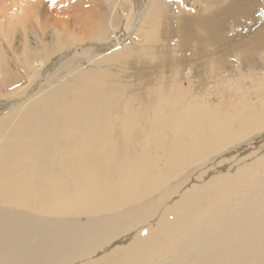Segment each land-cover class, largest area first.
Here are the masks:
<instances>
[{
	"label": "rangeland",
	"instance_id": "obj_1",
	"mask_svg": "<svg viewBox=\"0 0 264 264\" xmlns=\"http://www.w3.org/2000/svg\"><path fill=\"white\" fill-rule=\"evenodd\" d=\"M98 1L55 0L54 4L53 0H38L37 2H33L32 0H0V64L2 65L0 67L6 66L7 71L9 67L12 77L8 74L9 71L7 75L10 77L12 83L16 81L5 92H13L14 96H17L18 93L28 92L29 97L28 102L26 100L27 96L19 98L12 107L3 110L5 113L3 111L1 112L0 119L1 115L7 114L10 110L13 113L15 110L16 113L14 114L18 119L14 114H11L8 124V127H10L11 123L14 121L16 123L19 120L20 115L22 116L28 113L24 107H27L30 101L39 99L46 100L41 103L44 106L41 107L42 109L32 113V116L35 118L32 120L30 129L24 134H17V137L16 135L12 137V145L15 147L13 153L15 155L12 153L10 158L14 156V160L9 161L10 158H8V161H3V155L2 153L0 154V166L3 169H7L6 172L9 171V173L5 174L6 178L0 181V264H123L121 262L125 264L126 261H128L126 264H130L135 258L134 261H137L138 264L140 262L141 264H145L143 262L151 264L157 261L161 263L173 258V252L177 248V243H175L177 241L174 240H176L178 233V235H181L182 232L186 231V229L190 230V228L198 230L199 226L204 225L205 222L206 227L203 230H205L204 234L207 235L205 238H202L200 244L194 241L197 244L196 247L201 245L197 252L202 254V258L201 256L197 259L191 258L193 259L191 262V259L187 258V261H189L188 264H216L210 262L209 260L212 257L209 259L208 255H206L210 251L211 253H218L220 259L222 258L221 256L229 259V261H224L220 264H227V262L228 264L230 262L231 264L234 262H237V264H264V161H262L264 160V124L255 128V130L252 129L254 132L251 135L249 134L250 136L244 137V140L231 139L230 142L228 141L224 144L223 149L222 147L218 149L219 153L215 150L217 153L215 151L211 152L207 157L201 158V161L197 160L198 162L179 170L175 175L166 172L165 168L161 166L163 163V160H161L159 164V168L161 169L160 174L166 173L167 178L165 180L167 182L158 184L148 191H145L146 187L141 185L142 193L140 194L142 197L138 195L133 199L123 202L122 206L119 205L120 207L116 206L110 208V210L108 208V210H100L101 212L91 214L83 213L84 215L72 208L73 203L79 201L78 195L80 189L88 190L87 193L92 191L93 194H90L92 198L101 192L100 194L103 198L105 196L106 199H104L107 201L109 200L108 198L110 200L113 199L115 194L114 197L117 198V195L123 191L121 186L114 191H110L107 188H111L112 184H116V182L120 184L121 179L125 175L123 173L127 171L125 169L129 168L133 161H140L139 159H141L142 154L147 151L146 147L152 145L145 143V136L149 130L147 129V125L153 121L152 118H154V115L151 112H153L154 107H157L156 104L161 101L160 99L163 101V96L165 99H168V96L173 95L174 98L171 96V99L169 97L168 100H176L177 108L179 109L187 104V100V102L190 100L198 108L201 105H205L207 108L209 107L212 113H218L220 117L230 114L237 116V113L244 110H259L262 108L264 105V8L260 5V0L227 1L226 5L214 16L203 15V12L207 9V0H143V2H146L144 4L147 8L154 2L160 7L171 4L172 6L181 7L182 9L180 11L182 10L183 14L179 12V16L171 15L169 13L165 14L164 11L158 13L159 8H154L155 11L157 10V14L160 15V18L157 14L156 16L154 14L152 17V21H159L158 36L160 35V43L158 44L160 46L155 47L154 57H146V59L144 57L138 61L133 59V62L128 61L126 69L129 70V78H127L128 81L125 79L120 83L121 86L119 88L122 89L111 85L112 89L105 86V88L101 89L103 91L95 88L98 91L96 93L93 82H87L89 81L88 79L93 81L92 76L101 68L102 70L112 68L111 64L99 63L98 67L94 65L96 60L101 58V56L94 54L92 57L88 55L67 58L62 60L58 65L56 63L50 64L49 69L52 73L48 69L43 74L41 72L43 71L41 65L44 66L45 60L43 61V58L45 55L43 54H46V52L43 48L47 45H53L57 41L62 42L63 49L57 53V55H60L64 51L69 52L68 50L75 48V46H79L80 48L84 45L108 40L113 33L112 29L120 31L119 28H121V32H123V27L121 26H124V24L127 26L133 22V16L131 17L132 19L129 17L132 15L130 8H132L133 3L129 1L134 0ZM129 3H132V5ZM119 7H122V10ZM145 7L140 12L138 18L139 25L136 31L132 32L126 39L123 47L129 45L134 46L136 44L142 46L144 44L143 34L147 27L145 25L146 28H144L142 20L148 11ZM104 9L107 10L104 11ZM184 9L185 11L187 10V14L183 11ZM46 12H51L50 17H54L53 21L60 24V29L53 26L51 28L49 23L47 24V20L44 19ZM115 12L121 16L115 15L117 17L115 18ZM56 18L58 21L55 20ZM156 18L160 20H153ZM21 19L25 22L28 21V24L24 22V25L26 24L28 28L26 26L23 28L20 25H23L22 21H20ZM115 19H120V22L118 21L120 26H118L117 22H114ZM146 21H148L147 18ZM47 26L49 27L47 28ZM250 27L255 28L253 30L254 33L253 31H248ZM9 29L13 30L11 31L12 33ZM48 29L54 32H50ZM142 30L143 32H141ZM52 32L53 34H51ZM177 33L179 34L177 35ZM70 40L71 42H69ZM240 41H242L243 46H241L243 48L240 47ZM243 41H245L246 46ZM228 42L229 44H227ZM218 45L220 46L218 47ZM220 48H223V50H218ZM36 52L37 55H34ZM224 52L225 54H223ZM38 53H40L39 56ZM159 55L161 58H156ZM173 56L175 57L173 58ZM173 59L175 61L172 65ZM93 61L95 62L93 63ZM1 68L0 80L2 79L1 75L4 67ZM172 68L173 71H171ZM48 73H50V76L45 79ZM32 80L34 82L30 83ZM123 83H126V87L129 85L130 88L129 86L128 88L124 87L122 85ZM27 84L29 88L25 87ZM170 84H172L170 86L172 89L169 88L170 90H167ZM82 85L86 86L82 93L80 90L74 92V90L77 91V88ZM159 85L161 88H159ZM123 87L126 90H123ZM1 88L3 86L0 84ZM155 88L161 89L160 95L158 94L159 89L157 90ZM120 90H122V93ZM156 91H158V95ZM86 92L87 94H85ZM126 98L128 99L126 100ZM62 99H64L63 102L61 101ZM86 99L88 101L92 100V102L88 103ZM56 100H59L57 106L54 105V101ZM125 102L127 104L131 103L130 106L132 105L131 107L134 110L133 117L135 114H138V119H135L137 115L133 119L136 120L135 124L136 122L139 123L137 125L140 128L136 125L139 129L133 126L130 128L129 126L131 125L127 127V124H130V119L124 117L126 115L123 114L124 109L121 108L122 105L123 107L125 106ZM19 103L22 106L21 109L20 105H18ZM87 103L90 105H87ZM163 104L165 106V103H160V106L163 107ZM16 106L17 108H15ZM21 110L24 112L23 114ZM180 114L184 115L182 111ZM146 115L150 118L148 117L149 119L143 122L144 118H147ZM182 115L179 116V121L185 119ZM123 117L128 119V122L126 119L123 120ZM121 121H125L123 124L126 125H123ZM102 123L103 125H99ZM105 125L108 128H105ZM97 126H104L106 131H104V134H107H105V141L107 140V143L113 139L112 144H110L114 146L113 155L116 160L114 157L112 159L110 158L108 164L96 156L97 149H100L98 147L99 145H95L94 147L91 144L96 138L101 140L102 135L104 137V134L99 133L103 132L104 128H100V130L98 128L97 131L95 129ZM0 129L1 141L3 135L5 133L7 135L12 130V127L8 131L6 128L0 127ZM142 129H144V133L141 132ZM168 130L169 133L167 132ZM108 131H110L109 134L111 136H108ZM88 132L91 134L89 135ZM98 134L99 136L96 137ZM93 135H95V138ZM162 135L163 139H166L161 140L166 143L171 141L172 135L170 129H166V132ZM81 141L84 144L81 145ZM86 141L87 143H85ZM84 146L94 147L91 151L92 156L88 152H85V154L80 153L84 149L88 151V148H84ZM258 146H262L261 149ZM141 147H143L144 151L141 150ZM161 148L164 149L163 144ZM235 151L237 152L235 153ZM239 154L241 157L243 154V158L239 157ZM9 166L13 168L12 171ZM89 168L90 171L92 170L94 172L91 190L89 182L81 178L84 170L86 171ZM122 169L123 172L121 171ZM95 172L100 176H95ZM155 174L156 172H154ZM202 180L204 183H202ZM104 183L108 184L103 186ZM99 186L101 187L100 189H98ZM103 191L109 195H106ZM254 206L256 207L254 208ZM225 218H227V221ZM233 219L234 221H232ZM252 220L255 221L252 222ZM238 222L239 224H237ZM243 222L245 225L242 224ZM240 231H243L242 233L245 231L246 233L248 232L249 238L247 234L244 236ZM249 231H253L252 236L249 235ZM220 234L223 236H220ZM211 235L213 237L217 235V237L212 238ZM137 237H141V240H137ZM219 239L221 240L220 242ZM235 243L238 246L235 245L233 248L232 245ZM167 244L170 247H167ZM188 244L190 246L192 243ZM220 245H222V248ZM216 246L217 248H214ZM153 247L156 248L153 250L151 249ZM209 247L212 249H209ZM104 249L105 251H103ZM224 250L227 251L224 252ZM125 251H129L132 256L129 260L123 261L117 255L121 256V253ZM192 252L196 253L195 250ZM153 254L156 255L154 256ZM203 254L206 255L205 258ZM148 255H153L154 257H148ZM244 256H246L247 260ZM144 257L146 258L144 259ZM148 258L150 259L148 260ZM142 259L144 260L142 261Z\"/></svg>",
	"mask_w": 264,
	"mask_h": 264
},
{
	"label": "bare ground",
	"instance_id": "obj_2",
	"mask_svg": "<svg viewBox=\"0 0 264 264\" xmlns=\"http://www.w3.org/2000/svg\"><path fill=\"white\" fill-rule=\"evenodd\" d=\"M33 2L34 1H38V0H32ZM80 1V0H79ZM99 1H101V0H99ZM98 1V2H99ZM153 1V0H152ZM202 1H204V0H202ZM227 1H236V0H207V9L203 12V15H205V16H214V15H216L217 14V12H219L223 7H224V5H226V2ZM93 2H95V1H93ZM108 2H110V1H108ZM129 2H132L133 3V5H132V3L130 4V5H132V8H130V6H128L129 8H130V10L132 11V15L131 16H129L130 18L133 16V22L131 23V24H129V25H127V26H125V24H124V26H121V27H123V32H121L122 31V29L121 28H119V30L120 31H117V30H114V29H112V35H111V37H110V39H108V40H103L102 42H98V43H95V44H88V45H84V46H82V47H80L79 48V46H75V48H73V49H69L68 51L69 52H66V51H64V52H62V53H60V55H57V53H59V51H61L62 49H63V45H62V42H60V41H57V42H55L53 45H47V46H45L43 49H45V52H46V54H43V55H45L44 56V58H43V61L45 60V62H44V64H43V61L41 62L44 66H42L41 65V67H42V70L43 71H41L43 74H45V72L49 69V65L50 64H55L56 63V65H58L62 60H65V59H67V58H70V57H75V56H79V57H83V56H91L92 57V55H94V54H96V55H98V56H101V58H99L98 60H96V62L95 61H93V63H94V65H97V67H98V64L99 63H105L106 65H108V64H111V67L112 68H108V69H104V70H102V68L100 69V70H97L95 73H94V76H92V79H93V81H91V79H88L89 81H87V82H93V87H94V91L97 93L98 91L96 90V89H100L99 91H103V90H101L102 88H105V86H108V88H111V85H113L114 87H117V88H119V86H121V84L120 83H122V81L123 80H125L126 79V81H128V79L127 78H129V76H128V74H129V70H127L126 69V64H127V62L128 61H132L133 62V59L134 60H140V59H142V58H144V59H146V57H148V58H152V57H154V55H155V47H159L160 45H158L159 43H160V39H159V37H160V35L158 36V27H159V25H158V22L157 21H152V17L154 16V14H155V16H156V14H157V10L155 11V9L157 8H159V10H158V13H160V12H162V11H164L165 12V14L166 13H169V14H171V15H178L179 14V12H182V10L180 11V9H182L181 7H179V6H172L171 4L170 5H167V6H164L163 5V7H160L159 5H157L156 4V2H152L153 4H151V6L149 7V8H147V6L145 7V4H144V2H143V0H134V1H129ZM26 3H28V2H26ZM76 3V2H75ZM81 3H82V1H81ZM114 3V2H113ZM146 3V2H145ZM188 3V2H187ZM194 3V2H193ZM55 4V3H54ZM128 4V3H127ZM199 4V3H198ZM205 4V3H204ZM228 4V3H227ZM78 5V4H77ZM109 5H111L112 6V4L111 3H109ZM174 5V4H173ZM260 5L264 8V0H260ZM35 6V5H34ZM56 6V5H55ZM110 6V7H111ZM122 6V5H121ZM162 6V5H161ZM45 7V6H44ZM84 7V6H83ZM106 7H107V5H106ZM109 7V6H108ZM144 7L145 8H147L148 9V11H147V15L145 16V18L142 20L143 22H142V24H143V26H144V28H146L147 27V29L146 30H144V34H143V40H144V44H142V46H139V44H136V45H134V46H131V45H129V46H125V47H123V44H124V42H126V39L131 35V33L132 32H135L136 31V29H137V27H138V25H139V22H138V18H139V15H140V12L144 9ZM53 8V7H52ZM57 8V7H56ZM122 8V7H121ZM120 7H119V9L120 10H122ZM123 8H125V7H123ZM155 8V9H154ZM162 10H161V9ZM69 9V8H68ZM108 9V8H107ZM107 9H104V11L105 10H107ZM125 9H127V8H125ZM86 10V9H85ZM129 10V9H128ZM56 11V10H55ZM115 11V10H114ZM183 11H185V9L183 10ZM187 11V10H186ZM185 11V12H186ZM125 12V11H124ZM127 12V11H126ZM156 12V13H155ZM188 12H189V10H188ZM51 13V12H50ZM50 13H48V12H46L45 14H44V19L45 20H47V24L49 23V26H51V28H53V27H55V28H57V29H60V24H58L57 22H55V21H53V18L54 17H50L51 16V14ZM107 13V12H106ZM120 13V12H119ZM193 13V12H192ZM197 13V12H196ZM254 13V12H253ZM35 14V13H34ZM122 14V13H121ZM163 14V13H162ZM161 14V15H162ZM164 14V15H165ZM182 14H183V12H182ZM186 14H187V12H186ZM190 14V13H189ZM31 15H32V13H31ZM83 15V14H82ZM111 15V14H110ZM113 15V14H112ZM115 15H118V13L116 14V12H115V14H114V16ZM158 15V14H157ZM191 15V14H190ZM62 16V15H61ZM114 16H113V19H114ZM118 16H121L120 14L118 15ZM160 15H158V17H159ZM166 16V15H165ZM170 16V15H169ZM179 16V15H178ZM28 17V16H27ZM35 17H36V15H35ZM50 17V18H49ZM110 17V16H109ZM127 17H128V15H127ZM128 17V18H129ZM164 17V16H163ZM172 17H175V16H172ZM177 17V16H176ZM188 17H190V16H188ZM240 17V16H239ZM26 18V17H25ZM82 18V17H81ZM80 18V19H81ZM112 18V17H111ZM115 18H117L116 16H115ZM119 18V17H118ZM146 18H147V20L148 21H146ZM151 18V19H150ZM160 18V17H159ZM159 18H156V19H153V20H160ZM241 18V17H240ZM32 19V18H31ZM84 19V18H83ZM112 19V20H113ZM124 19V18H123ZM132 19V18H131ZM217 19V18H216ZM25 20V19H24ZM55 20H57V18L55 19ZM103 20V19H102ZM117 19H115V21L114 22H117V24H118V26H120V23H118V21L120 20V19H118L117 21H116ZM126 20H127V18H126ZM130 20V19H129ZM128 20V21H129ZM164 20V19H163ZM172 20V19H171ZM247 20V19H246ZM249 20V19H248ZM251 20V19H250ZM20 21H22V19L20 20ZM29 21H31V20H29ZM58 21V20H57ZM64 21V20H63ZM105 21H106V19H105ZM122 21V20H121ZM220 21V20H219ZM231 21V20H230ZM24 22L25 21H22V23H23V25L22 24H20L23 28H24V26H26L27 27V25L25 24L24 25ZM27 22V24H28V21H26ZM25 22V23H26ZM82 23H83V21H81ZM99 22V21H98ZM109 22V21H108ZM113 22V21H112ZM120 22V21H119ZM123 22H124V20H123ZM136 22V23H135ZM161 22V21H160ZM29 23H31V22H29ZM81 23V24H82ZM162 23V22H161ZM204 23V22H203ZM235 23V22H234ZM105 24V23H104ZM133 24H136V25H133ZM230 24V23H229ZM63 25H64V23H63ZM109 25V24H108ZM122 25H123V23H122ZM145 25H146V27H145ZM233 25V24H232ZM49 26H47V28L49 27ZM53 26V27H52ZM105 26V25H104ZM135 26V27H134ZM142 26V25H141ZM214 26V25H213ZM212 26V27H213ZM256 26V25H255ZM21 27V28H22ZM42 27V26H41ZM116 27H117V25H116ZM124 27H126L125 29H124ZM211 27V28H212ZM218 27V26H217ZM28 28V27H27ZM108 28H109V26H108ZM118 28V27H117ZM116 28V29H117ZM33 29V28H32ZM32 29H29V30H32ZM110 29V28H109ZM201 29V28H200ZM213 29V28H212ZM248 29V28H247ZM247 29H246V31H247ZM10 30V29H9ZM25 30H26V28H25ZM34 30V29H33ZM49 30V29H48ZM55 30V29H54ZM107 30V29H106ZM111 30V29H110ZM109 30V31H110ZM253 30H255V28L254 27H250V29L248 30L249 32H251V31H253ZM11 31H13L12 29L10 30V32ZM50 31V30H49ZM51 31H53V30H51ZM50 31V32H51ZM56 31V30H55ZM104 31V30H103ZM163 31V30H162ZM218 31V30H217ZM37 32V31H36ZM54 32V31H53ZM53 32L51 33V34H53ZM111 32V31H110ZM141 32H143V30L141 31ZM165 32V31H164ZM183 32V31H182ZM8 33V32H7ZM12 33V32H11ZM38 33V32H37ZM62 33V32H61ZM163 33V32H162ZM184 33V32H183ZM193 33H194V31H193ZM253 33H254V31H253ZM252 33V34H253ZM8 34H10V33H8ZM49 34V33H48ZM165 34V33H164ZM179 33H177V35H178ZM181 34V33H180ZM185 34V33H184ZM196 34V33H195ZM243 34V33H242ZM57 35V34H56ZM93 35V34H92ZM95 35V34H94ZM163 35V34H162ZM168 35H169V33H168ZM187 35V34H186ZM249 36H250V34H248ZM5 36V35H4ZM77 36V35H76ZM87 36V35H86ZM183 36V35H182ZM198 36V35H197ZM244 36H245V38H246V35L244 34ZM55 37V36H54ZM57 37V36H56ZM60 37V36H59ZM80 37V36H79ZM83 37V36H82ZM109 37V36H108ZM142 37V36H141ZM239 37V36H238ZM87 38V37H86ZM204 38V37H203ZM228 38V37H227ZM240 38V37H239ZM52 39V38H51ZM59 39H62V38H59ZM142 39V38H141ZM224 39H226V38H224ZM243 39V38H242ZM247 39V38H246ZM216 40V39H215ZM231 40V39H230ZM241 40V39H240ZM68 41V40H67ZM80 41V40H79ZM229 41V40H228ZM234 41H235V39H234ZM238 41H239V39H238ZM69 42H71V40L69 41ZM85 42V41H84ZM88 42H90V41H88ZM137 42V41H136ZM233 42V41H232ZM231 42V43H232ZM236 42H237V40H236ZM242 41H240V43H241ZM244 43H245V41H243ZM264 42V41H263ZM5 43V42H4ZM80 43V42H79ZM91 43V42H90ZM140 43V42H139ZM168 43V42H167ZM173 43V42H172ZM224 44H225V42H223ZM222 43V44H223ZM230 43V44H231ZM239 43V44H240ZM74 44H75V41H74ZM177 44V43H176ZM227 44H229V42L227 43ZM226 45V44H225ZM225 45H223V46H225ZM233 45V44H232ZM231 45V46H232ZM236 45V44H235ZM242 45V43L240 44V47H242L241 46ZM259 45H261V44H259ZM258 45V46H259ZM220 45H218V47H219ZM234 46V45H233ZM236 46H238V45H236ZM245 46H246V43H245ZM244 46V47H245ZM148 47V48H147ZM227 47V46H226ZM239 47V46H238ZM261 47H263V46H261ZM210 48V47H209ZM217 48V47H216ZM225 48V47H224ZM232 48V47H231ZM230 48V49H231ZM243 48V47H242ZM120 49V50H119ZM162 49V48H161ZM117 50H119V51H117ZM164 50V49H163ZM207 50V49H206ZM218 50H223V48H220V49H218ZM233 50V49H232ZM235 50V49H234ZM157 51H158V49H157ZM227 51H229V50H227ZM226 51V52H227ZM243 51V50H242ZM245 51V50H244ZM41 52V51H40ZM182 52V51H181ZM217 52V51H216ZM221 52V51H220ZM231 52V51H230ZM42 53V52H41ZM222 53V52H221ZM39 54L40 53H38V56H39ZM223 54H225V52L223 53ZM227 54V53H226ZM242 54H243V52H242ZM241 54V55H242ZM250 54V53H249ZM263 54H264V51H263ZM34 55H37V52H36V54H34ZM171 55V54H170ZM218 55V54H217ZM234 55V54H233ZM37 56V57H38ZM178 56H180V55H178ZM235 56V55H234ZM233 56V57H234ZM245 56V55H244ZM262 56V55H261ZM34 57H36V56H34ZM175 56H173V58H174ZM181 57V56H180ZM250 57V56H249ZM258 57V56H257ZM156 58H161V56L159 55V57H156ZM172 58V57H171ZM259 58V57H258ZM264 58V57H263ZM180 59V58H179ZM248 59V58H247ZM197 60V59H196ZM240 60V59H239ZM252 60V59H251ZM1 61V60H0ZM40 61V60H39ZM76 61V60H75ZM88 61V60H87ZM157 61V60H156ZM161 61V60H160ZM175 60L173 59L172 60V65H173V62H174ZM180 61H181V59H180ZM249 61V60H248ZM36 62V61H35ZM38 62V61H37ZM86 62V61H85ZM131 62V63H132ZM40 63V64H41ZM91 63V62H90ZM139 63H140V61H139ZM182 63V62H181ZM130 64V63H129ZM133 64V63H132ZM134 64H135V62H134ZM191 64V63H190ZM242 64V63H241ZM263 64V63H262ZM7 65V64H6ZM101 65V64H100ZM135 65H137V64H135ZM179 65V64H178ZM0 66H2L1 64H0ZM93 66V65H92ZM132 66V65H131ZM138 66V65H137ZM4 67V68H3ZM2 68L4 69V70H2V75H1V80H0V84H1V86H3V88H1L0 90H1V96H0V114H1V112L3 111V110H5V109H8V108H10V107H12L13 105H14V103L19 99V98H24V97H26L27 96V102H28V100H29V97H28V92H24V93H21V94H19L18 93V95L17 96H14V94H13V92H5L6 91V89L7 88H9L11 85H13V84H15L16 83V81L14 82V83H12V81H10L11 79H10V77L7 75V72L10 70V68L8 67V71H7V68H6V66H3ZM24 67V66H23ZM27 67V66H26ZM40 67V68H41ZM104 67V66H103ZM172 67V66H171ZM183 67V66H182ZM1 68V67H0ZM1 68V69H2ZM6 68V69H5ZM129 68V67H128ZM138 68H139V66H138ZM174 68V67H173ZM173 68H172V70L171 71H173ZM251 68V67H250ZM261 68V67H260ZM25 69V68H24ZM132 69H133V66H132ZM136 69V68H135ZM135 69H134V71H135ZM232 69V68H231ZM26 70V69H25ZM94 71V70H93ZM49 72H51V70L49 69ZM159 73H160V71H158ZM167 72V71H166ZM52 73V72H51ZM9 75H10V71H9V73H8ZM34 74H36V73H34ZM39 74H40V72H39ZM38 74V75H39ZM42 74V75H43ZM138 74V73H137ZM264 74V73H263ZM12 75H13V73H12ZM41 75V74H40ZM160 75V74H159ZM11 76V75H10ZM49 76H50V73H48L47 74V76H46V78L45 79H47V78H49ZM135 76V75H134ZM139 76V75H138ZM137 76V77H138ZM262 76V75H261ZM12 77V76H11ZM34 77V76H33ZM140 77V76H139ZM160 77V76H159ZM168 77V76H167ZM172 77V76H171ZM175 77H178V76H175ZM236 77V76H235ZM130 78H131V76H130ZM146 78V77H145ZM193 78V77H192ZM238 78V77H237ZM242 79V78H241ZM76 80V79H75ZM87 80V79H86ZM86 80H84V81H86ZM132 81H133V79H131ZM157 81V80H156ZM155 81V82H156ZM34 82V80H32V81H30V83H33ZM146 82V81H145ZM40 83V82H39ZM43 83V82H42ZM141 83V82H140ZM170 83V82H169ZM262 83V82H261ZM157 84V83H156ZM43 85V84H42ZM79 85V84H78ZM110 85V86H109ZM122 85H124V87H126L125 85H126V83L124 84H122ZM172 84H170L169 85V87H168V89L167 90H170V89H172V87L170 88V86H171ZM28 86V84L25 86L26 88H29V87H27ZM31 86H32V84H31ZM36 86V85H35ZM128 86L129 85H127V87L126 88H128ZM146 86V85H145ZM25 87H23V88H25ZM123 87V90L125 89ZM149 87V86H148ZM229 87V86H228ZM263 87V86H262ZM86 88V86L85 85H82L81 87H78L77 88V91H75L74 90V92H78L79 90L81 91V93L84 91V89ZM96 88V89H95ZM129 88H130V86H129ZM159 88H161L160 87V85H159ZM158 88V89H159ZM170 88V89H169ZM175 88V87H174ZM112 89V88H111ZM110 89V90H111ZM119 89H122V88H119ZM134 89H135V86H134ZM142 89V88H141ZM155 89H157V88H155ZM157 89V90H158ZM2 90H4V92H2ZM20 90V89H19ZM25 90V89H24ZM35 90V89H34ZM88 90V89H87ZM93 90V89H92ZM126 90V89H125ZM130 90V89H129ZM147 90V89H146ZM154 90V89H153ZM152 90V91H153ZM14 91V90H13ZM21 91H22V89H21ZM121 91V93H122V90H120ZM128 91V90H127ZM132 91V90H131ZM133 91H135V90H133ZM151 91V92H152ZM172 91V90H171ZM176 91V90H175ZM18 92V91H17ZM91 92V91H90ZM119 92V91H118ZM126 92V91H125ZM155 92V91H154ZM157 92L158 91H156V94H157ZM80 93V92H79ZM100 93V92H99ZM16 94V93H15ZM85 94H87V92L85 93ZM107 94V93H106ZM118 94V93H117ZM153 94V93H152ZM151 94V95H152ZM159 95L161 94V89H159V93H158ZM157 94V95H158ZM20 95V96H19ZM77 95V94H76ZM79 95V94H78ZM134 95V94H133ZM156 95V96H157ZM95 96V95H94ZM107 96V95H106ZM141 96V95H140ZM171 96H173V95H171ZM171 96H168V99H169V97H170V99H171ZM131 97V96H130ZM153 97V96H152ZM151 97V98H152ZM162 97V96H161ZM183 97V96H182ZM86 98H87V96H86ZM107 98V97H106ZM129 98V97H128ZM128 98H126V100L128 99ZM150 98V99H151ZM158 98H160V97H158ZM173 98H174V96H173ZM186 98V97H185ZM184 98V99H185ZM207 98V97H206ZM60 99V98H59ZM90 99H92V98H90ZM93 99H94V97H93ZM165 97L163 96V101H162V99H160L161 101L159 102V103H157L156 104V102H155V104L157 105V107H154V109H153V112H151L152 113V115H154V118H152V122H150L148 125H147V129H149L148 130V132H147V134H146V139H145V143L146 144H152L150 147H146L147 148V151L145 152V153H143L142 154V157H141V159H139L140 161H136V162H132V165H130V167L129 168H126L125 170H127L126 171V173H123V174H125L124 176H123V178L121 179V181H120V184H117V182L116 181H114V182H116V184H112V187L111 188H107V189H110V191H114L115 189H117L118 187L120 188V186H121V189L123 190H121L122 192H120L119 190H118V192H120L119 193V195H117V198L116 197H114L113 196V199H111L110 200V198H108L109 200L107 201V200H105L106 198H105V196H104V198L102 197V195L100 194V193H98L97 195H96V197H94V195H93V197L94 198H92V197H90V194H93V192L92 191H90V193H87V191L88 190H86V189H83V190H81L80 189V192H79V195H78V199H79V201H75L74 203H73V206H72V208L73 209H75L76 211L78 210L79 212H81L82 214L84 213V214H91V213H97V212H99L100 210H108V208H109V210H110V208H113V207H116V206H119V205H121L122 206V203L123 202H126L127 200H130V199H133V198H135L136 196H140L141 194L140 193H142V190H141V185H144L146 188H145V191H148V190H150V189H152L153 187H155V186H157L158 184H161V183H165V182H167V180H165L166 178H167V176L165 175V174H160L161 173V169L159 168V164H160V161L161 160H163V163L161 164V166L163 167V168H165V170H166V172H168L169 174H172V175H175L179 170H182L183 168H185V167H187V166H189L190 164H193V163H195V162H198V161H201V158H205V157H207L211 152H213V151H215V150H217V152H218V149L219 148H221L222 147V149L224 148L223 146H224V144L225 143H227L228 141L230 142V140L232 139H234V140H242L244 137H246V136H250L253 132H254V130H255V128H258V127H260V126H262L263 124H264V105L262 106V108L261 109H259V110H244V111H242V112H239V113H237V116H233V115H228V116H223V117H220L219 116V114L218 113H212L210 110H209V107L207 108L205 105H201L200 106V108H198V107H196L194 104H193V102H191L190 100H189V102H187L186 101V105L185 106H183L181 109H179V108H177V101L176 100H173V101H169L168 99H165ZM176 99V98H175ZM183 99V98H182ZM188 99V98H187ZM199 99V98H198ZM209 99V98H208ZM219 99V98H218ZM53 100V99H52ZM87 100V99H86ZM134 100V99H133ZM138 100V99H137ZM43 101H46L45 99H39V100H34V101H30V103H28V105H27V107H24V108H26V110H27V112L30 114V116L28 117V115L26 114H23L24 112L22 111V116L20 115V117H19V120L18 121H16V123H15V121L13 122V123H11V125L12 124H14L13 126H11L10 125V127H12V130H10L9 131V133L6 135V133H5V135H3V138H1L2 140L0 141V154L2 153V160L3 161H8L7 159L8 158H10L11 157V154L14 152V150H15V147L12 145V141H13V139H12V137H14L15 135H16V137H17V134H24L26 131H28L29 129H30V127L32 126V120L35 118L34 116H32L33 114V112H38L39 111V109H42L41 107H44L41 103H43ZM57 101V100H56ZM56 101H54V105H58L59 104V100L56 102ZM62 102L64 101V99H62L61 100ZM82 101H83V99H82ZM88 101V100H87ZM87 101H85V102H87ZM94 101V100H93ZM124 101V100H123ZM146 101V100H145ZM193 101V100H192ZM75 102V101H74ZM84 102V103H85ZM90 102H92V100H90V101H88V103H90ZM128 102V101H127ZM139 102V101H138ZM182 102V101H181ZM196 102V101H195ZM254 102V101H253ZM87 103V105H90V104H88ZM107 103V102H106ZM122 103H124V102H122ZM126 103V102H125ZM133 104H134V102H132ZM160 103L162 104V103H165V106H164V104L162 105L163 107H161L160 106ZM130 104L131 103H129V104H124L125 106L123 107V105H122V107L121 108H123L124 109V113L123 114H125L126 116H124V117H127L128 119H130V124H127V127H128V125H131V126H129L130 128L133 126V127H135V128H140V126H138L137 124H139V123H137L136 122V124H135V121L136 120H134L133 118L136 116V118L135 119H138L137 117H138V114H135L134 115V117H133V114H134V110H133V107H131L130 106ZM137 104V103H136ZM135 104V106H137ZM18 105H20V109L22 108V106H21V104L19 103ZM22 105H23V103H22ZM83 105H85V104H83ZM244 105V104H243ZM24 106V105H23ZM59 106H61V105H59ZM180 106V105H179ZM70 107H71V105H70ZM261 107V106H260ZM15 108H17V106L15 107ZM74 108V107H73ZM136 108H138V107H136ZM136 108H135V111H136ZM153 108V107H152ZM151 108V109H152ZM45 109V108H44ZM68 109H70V108H68ZM71 109H72V107H71ZM14 110V109H13ZM25 110V111H26ZM143 110V109H142ZM123 111V110H122ZM152 111V110H151ZM181 111L183 112V114L184 115H182V114H180L181 113ZM4 112V111H3ZM7 112V111H6ZM133 112V113H132ZM139 112V111H138ZM137 112V113H138ZM142 112V111H141ZM140 112V113H141ZM223 112V111H222ZM221 112V113H222ZM5 113V112H4ZM14 113H16V111L14 110L13 111V113L11 112V110H10V112L8 111L7 112V114H5V115H1V119H0V127L1 128H6L7 129V131L10 129V127H8V124H9V118L11 117V114H14ZM98 113V112H97ZM108 113V112H107ZM116 113V112H115ZM142 114V113H141ZM15 115V114H14ZM118 115V114H117ZM145 115V114H144ZM184 116L185 117V119L184 120H180L179 121V116ZM16 116V115H15ZM140 116V115H139ZM147 116V115H146ZM122 117V116H121ZM120 117V118H121ZM123 117V118H124ZM142 117V116H141ZM145 117V116H144ZM149 116H147V118H144V121L143 122H146L147 121V119H149L148 118ZM183 117V118H184ZM16 118L18 119V117L16 116ZM39 118V117H38ZM12 119H13V117H12ZM27 119V120H26ZM30 119V120H29ZM122 119V118H121ZM126 118H124L123 120H125ZM128 119H126L127 120V122H128ZM146 119V120H145ZM14 120V119H13ZM12 120V121H13ZM116 120V119H115ZM120 120V119H119ZM142 120H143V118H142ZM30 121V122H29ZM44 121V120H43ZM96 122V121H95ZM123 122H125V121H123ZM123 122L121 121V123L123 124ZM36 123V122H35ZM100 123V122H99ZM109 123V122H108ZM37 124V123H36ZM122 124H121V126H122ZM135 124V125H134ZM146 124V123H145ZM99 125H103V123L102 124H99ZM98 125V126H99ZM107 125V124H106ZM105 125V128L107 127ZM108 125H110V124H108ZM112 125V124H111ZM123 125H126V124H123ZM136 125L138 126V127H136ZM97 126V128H95L96 130L99 128V130H100V128L102 129V128H104V126L102 127H98ZM92 127V126H91ZM105 128H104V130H103V132H99V133H102V134H104V131H105ZM108 128V127H107ZM124 128H125V126H124ZM129 128V129H130ZM138 128V129H139ZM145 128V127H144ZM133 129V128H132ZM166 129H170V133H171V135H172V138H171V141L169 142V140H168V142L169 143H166L165 141H163V140H165L166 138H164L163 139V135L162 134H164V132H166ZM252 129H254V130H252ZM1 130V129H0ZM128 130V129H127ZM257 130V129H256ZM6 131V132H7ZM94 131V130H93ZM98 131V130H97ZM102 131V130H101ZM144 131V129H142L141 130V132H143ZM106 132V131H105ZM145 132V133H146ZM168 133H169V130L167 131ZM89 133V132H88ZM110 131H108V136H111L110 134ZM125 133V132H124ZM144 133V132H143ZM257 133V132H256ZM255 133V134H256ZM91 133H89V135H90ZM94 134H96V133H94ZM106 134V133H105ZM105 134H104V137H103V135H102V137H101V140H102V138H104L102 141L101 140H98L97 138H96V140L94 141V142H92L91 143V141L89 140V142L92 144V145H94V147H95V145H99L98 147H100V149L98 150L97 149V151H96V156H98V158L101 160V161H103V162H106L107 164H108V161H110V158L112 159L113 157H114V159H115V156L113 155V153H114V146L113 145H111L112 144V140H110V142L109 143H107V140L105 141ZM114 134V133H113ZM250 134V135H249ZM30 135V134H29ZM43 135V134H42ZM86 135V134H85ZM107 135V134H106ZM128 135H129V131H128ZM133 135V134H132ZM25 136V135H24ZM92 136V135H91ZM99 136V134L96 136V137H98ZM124 136V135H123ZM165 136V135H164ZM19 137V136H18ZM34 137V136H33ZM93 137L95 138V135H93ZM93 137H91V138H93ZM107 137V136H106ZM126 137H127V134H126ZM166 137H167V135H166ZM109 138V137H108ZM107 138V139H108ZM43 139V138H42ZM84 139V138H83ZM143 139V140H144ZM161 139H163V140H161ZM15 140V139H14ZM108 140V141H109ZM125 140V139H124ZM128 140V139H127ZM129 140H132V139H129ZM244 140V139H243ZM83 141V140H82ZM81 141V145L82 144H84V142H82ZM16 142V141H15ZM30 142V141H29ZM125 142V141H124ZM232 142V141H231ZM80 143V142H79ZM85 143H87V141L85 142ZM111 143V144H110ZM126 143V142H125ZM163 144V146H164V149L163 148H161V145ZM239 143V142H238ZM16 144V143H15ZM17 144H19L18 142H17ZM89 144V143H88ZM108 144V145H107ZM110 144V145H109ZM117 144V143H116ZM129 144V143H128ZM263 144V143H262ZM90 145V144H89ZM261 145V144H260ZM264 145V144H263ZM132 146V145H131ZM230 146V145H229ZM17 147V146H16ZM94 147L93 146H91V147H85L84 146V148H88V151L86 150L85 151V149H84V151H81L80 153H82V154H85V152H88L91 156H92V153H91V151H92V149H94ZM152 147H153V150H152ZM243 147V146H242ZM259 147V146H258ZM262 147V146H261ZM261 147H259V149H261ZM81 148H83V147H81ZM227 148V147H226ZM257 148V147H256ZM263 148H264V146H263ZM17 149V148H16ZM80 149V148H79ZM254 149V148H253ZM252 149V150H253ZM81 150H83V149H81ZM141 150L142 151H144L143 150V147H141ZM240 150V149H239ZM244 150V149H243ZM26 151V150H25ZM161 151V153H159V152ZM241 151V150H240ZM263 151H264V149H263ZM141 152V151H140ZM216 152V151H215ZM216 152V153H217ZM237 151H235V153H236ZM258 152V151H257ZM88 153H86L87 155H88ZM219 153V152H218ZM231 153V152H230ZM14 154V153H13ZM252 154V153H251ZM15 155V154H14ZM21 155V154H20ZM109 155V156H108ZM237 156H238V154H236ZM240 155V154H239ZM246 155H250V154H246ZM245 155V156H246ZM263 155H264V153H263ZM84 157H85V155H83ZM90 156V157H91ZM244 156V157H245ZM140 157V156H139ZM239 157H241V155L239 156ZM92 158V157H91ZM241 158H243V154H242V157ZM256 158V157H255ZM82 159V158H81ZM87 159V158H86ZM98 159V160H99ZM200 159V160H199ZM238 159V158H237ZM1 160V159H0ZM14 160V156H13V158H10V160L9 161H13ZM21 160V159H20ZM116 160V159H115ZM198 160V161H197ZM80 161V160H79ZM88 161V160H87ZM248 161V160H247ZM262 161H264V160H262ZM2 162V161H1ZM22 162V161H21ZM3 163V162H2ZM260 163H261V161H260ZM263 163V162H262ZM1 164V163H0ZM4 164V163H3ZM2 164V165H3ZM12 164H14V163H12ZM22 164V163H21ZM89 164V163H88ZM9 165V164H8ZM93 165H94V163H93ZM221 165V164H220ZM251 165V164H250ZM10 166H11V164H10ZM10 166H9V168H10ZM14 166H15V164H14ZM4 167L6 168V166L4 165ZM8 167V166H7ZM16 167V166H15ZM19 167V166H18ZM86 167V166H85ZM127 167V166H126ZM207 167V166H206ZM237 167V166H236ZM210 168V167H209ZM219 168V167H218ZM11 169V171H12V167L10 168ZM9 169V170H10ZM85 169H87V168H85ZM254 169V168H253ZM252 169V170H253ZM6 170L7 169H3L2 168V166H0V181H2V180H4L5 178H6V175L5 174H7V173H9V171L8 172H6ZM101 170H102V167H101ZM250 170V169H249ZM20 171H21V169H20ZM96 171V170H95ZM122 172H123V169L121 170ZM205 171V170H204ZM154 172H156V174L154 175ZM212 172V171H211ZM96 174H95V176L96 175H99L97 172H95ZM217 173V172H216ZM216 173H214V174H216ZM11 174H13L12 172H11ZM79 174V173H78ZM235 174V173H234ZM245 174V173H244ZM93 175H94V172H92V170L90 171V168L88 169V170H84V172L81 174V178H83L85 181H87V182H89V184H90V190L92 189V185H91V182L94 180L92 177H93ZM20 176V175H19ZM100 176V175H99ZM121 176V177H122ZM227 176H228V174H227ZM239 176V175H238ZM250 176V175H249ZM23 177V176H22ZM236 177V176H235ZM25 178V177H24ZM96 178V177H95ZM171 178V177H170ZM175 178V177H174ZM231 178H232V176H231ZM227 179V178H226ZM222 180V179H221ZM237 180V179H236ZM242 180V179H241ZM249 180V179H248ZM6 181V180H5ZM83 181V180H82ZM240 181V180H239ZM24 182V181H23ZM113 182V183H114ZM119 182V181H118ZM191 182V181H190ZM195 182V181H194ZM198 182V181H197ZM236 182V181H235ZM7 183V182H6ZM79 183H81V182H79ZM202 183H204L203 182V180H202ZM262 183V182H261ZM106 184H108V183H104L103 184V186L104 185H106ZM195 184V183H194ZM240 184V183H239ZM8 185V184H7ZM84 185H86V184H84ZM25 186V185H24ZM83 186V185H82ZM89 186V185H88ZM199 186V185H198ZM240 186V185H239ZM230 187V186H229ZM244 187V186H243ZM249 187V186H248ZM256 187V186H255ZM80 188V187H79ZM101 187L99 186V188L98 189H100ZM105 188H106V186H105ZM104 188V189H105ZM139 188H140V190H139ZM227 188V187H226ZM232 188V187H231ZM195 189V188H194ZM27 190V189H26ZM95 190V189H94ZM103 190V189H102ZM193 190V189H192ZM228 190V189H227ZM234 190V189H233ZM79 191V190H78ZM99 191V190H98ZM235 191H236V189H235ZM92 192V193H91ZM103 192H105V191H103ZM108 192V191H107ZM252 192V191H251ZM255 192H256V190H255ZM113 194H114V192H112ZM224 193V192H223ZM240 193H241V191H240ZM239 193V194H240ZM105 194L107 195L108 193H106L105 192ZM233 194V193H232ZM109 195V194H108ZM16 196V195H15ZM92 196V195H91ZM239 196V195H238ZM108 197H110V196H108ZM141 197H142V195H141ZM68 198V197H67ZM112 198V197H111ZM236 198H237V196H236ZM240 198V197H239ZM251 198V197H250ZM261 198V197H260ZM65 199V198H64ZM226 199V198H225ZM263 199V198H262ZM231 200H234V199H231ZM240 200V199H239ZM257 200V199H256ZM262 201V200H261ZM130 202V201H129ZM131 202H133V201H131ZM136 202V201H135ZM238 202V201H237ZM121 203V204H120ZM236 203V202H235ZM246 203V202H245ZM251 203V202H250ZM129 204V203H128ZM132 204H134V203H132ZM245 205V204H244ZM254 205V204H253ZM252 205V206H253ZM64 207H65V205H63ZM246 206V205H245ZM249 206H251V205H249ZM120 207V206H119ZM118 207V208H119ZM247 208H248V206H246ZM256 206H254V208H255ZM212 208V207H211ZM216 208V207H215ZM252 208V207H251ZM254 208H252V209H254ZM197 209V208H196ZM209 209V208H208ZM221 209V208H220ZM59 210H60V208H59ZM62 210V209H61ZM64 210H65V208H64ZM119 210V209H118ZM203 210V209H202ZM232 210V209H231ZM236 210V209H235ZM247 210V209H246ZM245 210V211H246ZM256 210V209H255ZM199 211V210H198ZM242 211V210H241ZM258 211V210H257ZM101 212V211H100ZM250 212V211H249ZM256 212V211H255ZM80 213V214H81ZM109 213V212H108ZM83 214V215H84ZM233 214V213H232ZM102 215V214H101ZM244 215V214H243ZM262 215V214H261ZM260 215V216H261ZM108 216V215H107ZM221 217V216H220ZM231 217V216H230ZM250 217V216H249ZM255 217H256V214H255ZM254 217V219H256ZM206 218V217H205ZM186 219V218H185ZM200 219V218H199ZM198 219V220H199ZM227 218H225V220H226ZM231 219V218H230ZM230 219H228V220H230ZM259 219V218H258ZM239 220H241V219H239ZM238 220V221H239ZM263 220V219H262ZM209 221H210V219H209ZM220 221V220H219ZM227 221V220H226ZM232 221H234V219L232 220ZM255 220H252V222H254ZM259 221V220H258ZM242 222V221H241ZM250 222V221H249ZM225 223V222H224ZM232 223V222H231ZM261 223H263V222H261ZM159 224V223H158ZM237 224H239V222L237 223ZM243 225H245L244 224V222L242 223ZM254 224V223H253ZM192 225H194V224H192ZM203 225V224H202ZM199 226V228H198V230L196 231V230H194L193 228H190V230L189 229H186V231H184V232H182L181 233V235H176L177 237H176V240H174V241H177V242H175V243H177L176 244V246H177V248H176V250L174 251V249H173V258H170V259H167V261H164V259H163V261L164 262H155V263H151V264H174V263H176V264H188V262L189 261H187L189 258L191 259V258H193V259H197V258H199V256H201V258H202V254L201 253H198L197 251H198V248L201 246H199V247H196L197 246V244H195V242L194 241H196L197 243H201V240H202V238L204 237L205 238V236L207 235H205L204 234V231L205 230H203L205 227H206V222L204 223V225L203 226ZM247 225V224H246ZM151 226V225H150ZM156 226V225H155ZM217 226V225H216ZM222 226V225H221ZM228 226V225H227ZM246 227H248V226H246ZM251 227V226H250ZM254 227V226H253ZM259 227V226H258ZM241 228H243V227H241ZM257 228V227H256ZM246 229V228H245ZM212 230V229H211ZM219 230V229H218ZM221 230V229H220ZM222 230H223V228H222ZM247 230H250V229H247ZM246 230V231H247ZM166 231H167V229H166ZM183 231V230H182ZM210 231V230H209ZM208 231V233H210ZM229 231V230H228ZM232 231V230H231ZM239 231V230H238ZM246 231L244 232V233H242L241 231V233L244 235V236H246V234L248 233H246ZM251 231V230H250ZM249 231V232H250ZM255 231V230H254ZM168 232V231H167ZM221 232V231H220ZM225 232V231H224ZM253 232V231H252ZM252 232H250L249 233V235H251L252 236ZM148 233V232H147ZM218 233V232H217ZM227 233H229V232H227ZM239 233V232H238ZM237 233V234H238ZM167 234V233H166ZM231 234V233H230ZM235 234V233H234ZM256 234V233H255ZM212 236V235H211ZM210 236V237H211ZM220 236H223V235H221L220 234ZM227 236V235H226ZM247 236H248V234H247ZM257 236V235H256ZM255 236V237H256ZM170 237V236H169ZM217 237V235L215 236L214 235V237L212 236V238H216ZM229 238H230V236H228ZM81 238V237H80ZM212 238H211V240H212ZM227 238V237H226ZM229 238H227V239H229ZM231 238H232V236H231ZM239 238V237H238ZM247 238V237H246ZM248 238H249V236H248ZM251 238V237H250ZM243 239V238H242ZM137 240H141V237H137ZM179 240H180V242H179ZM210 240V241H211ZM218 240V239H217ZM226 240V239H225ZM235 240V239H234ZM259 240H260V238H259ZM193 241V242H192ZM206 241V240H205ZM213 241V240H212ZM221 240L219 239V242H220ZM227 241V240H226ZM225 241V242H226ZM233 241V240H232ZM232 241H230V242H232ZM245 241V240H244ZM246 241H248V240H246ZM252 241V240H251ZM256 241V240H255ZM229 242V241H228ZM170 243V242H169ZM174 243V242H173ZM188 243H192L190 246H189V244ZM206 243V242H205ZM204 243V244H205ZM223 243H224V241H223ZM233 243V242H232ZM231 243V244H232ZM251 243V242H250ZM203 244V243H202ZM219 244V243H218ZM220 244H222V243H220ZM228 245H229V243H227ZM227 244H225V245H227ZM242 244V243H241ZM241 244H240V246H241ZM168 245V244H167ZM215 245H217L216 243H215ZM224 245V244H223ZM227 245V246H228ZM235 245H237L236 243L234 244V245H232L233 246V248H234V246ZM256 245V244H255ZM254 245V246H255ZM212 246H214V245H212ZM221 246V248H222V245H220ZM238 246V245H237ZM236 246V247H237ZM239 246V247H240ZM247 246V245H246ZM167 247H170V245H168ZM203 247H204V245H203ZM226 247V246H225ZM261 247V246H260ZM154 248H156V247H153V248H151V249H153L154 250ZM158 248V247H157ZM202 248V247H201ZM214 248H217V246L216 247H214ZM220 248V249H221ZM229 248V247H228ZM231 248V247H230ZM232 248V249H233ZM149 249V248H148ZM147 249V250H148ZM150 249V250H151ZM172 249V248H171ZM191 249H192V251L193 250H195L196 251V253H193L192 251H191ZM207 249V248H206ZM209 249H212L211 247H209ZM219 249V248H218ZM223 249H226V248H223ZM238 249V248H237ZM240 249V248H239ZM257 249V248H256ZM262 249V248H261ZM161 250V249H160ZM208 250V249H207ZM234 250V249H233ZM103 251H105V249L103 250ZM202 251V250H201ZM203 251H204V249H203ZM210 251V250H209ZM214 251H215V249H214ZM223 251V250H222ZM225 251H227V250H224V252ZM255 251V250H254ZM261 251V250H260ZM119 252V251H118ZM153 252V251H152ZM216 252V251H215ZM218 252V251H217ZM220 252V251H219ZM223 252V253H224ZM229 252V251H228ZM233 252H237V251H233ZM241 252V251H240ZM107 253V252H106ZM132 253V252H131ZM154 253V252H153ZM206 253H207V251H206ZM221 253V252H220ZM227 253V252H226ZM229 253H231V252H229ZM228 253V254H229ZM242 253H243V251H242ZM120 254V253H119ZM227 254V255H228ZM236 254V253H235ZM234 254V255H235ZM149 255H150V253H149ZM148 255V257H154L153 255H151V256H149ZM203 255H205V254H203ZM206 255H208V257H209V259H207V260H209L210 262H213V263H218L219 262V264L220 263H222V262H224V261H229V259H226V258H223L224 256H221L222 258L220 259V255L218 254V253H211V251L209 252V254H206ZM206 255L204 256V258L206 257ZM222 255H224V254H222ZM226 255V256H227ZM263 255V254H262ZM118 256V258L120 259V258H122L121 260H129V258L132 256L130 253H129V251H125V252H123V253H121V256L120 255H117ZM248 256V255H247ZM250 256V255H249ZM138 257V256H137ZM157 257V256H156ZM218 259H217V258ZM228 257V256H227ZM238 257V256H237ZM245 258H246V256H244ZM114 258V257H113ZM133 258V257H132ZM146 257H144V259H145ZM162 258V257H161ZM188 258V259H187ZM216 258V259H215ZM240 258H241V256H240ZM110 259V258H109ZM136 259V258H135ZM134 259V260H135ZM144 259H142V261L144 260ZM150 258H148V260H149ZM155 259V258H154ZM157 259H158V257H157ZM193 259H191L190 260V262L191 261H193ZM258 259H259V257H258ZM101 260V259H100ZM118 260V259H117ZM133 260V262L132 263H130V264H138L137 263V261H134ZM147 260V261H148ZM166 260V259H165ZM205 260V259H204ZM206 260V261H207ZM238 260L240 261V259L238 258ZM246 260H247V258H246ZM108 261V260H107ZM197 261V260H196ZM237 261V260H236ZM238 261V262H239ZM101 262V261H100ZM128 261H126V263H127ZM199 262V261H198ZM204 262V261H203ZM208 262V261H207ZM206 262V263H207ZM241 262V261H240ZM244 262V261H243ZM249 262V261H248ZM84 263V262H83ZM119 263H120V261H119ZM121 263H123L124 264V262H121ZM125 263V264H126ZM143 263H145L146 264V262H143ZM148 263V262H147ZM258 263V262H257ZM260 263H261V261H260ZM106 264V263H105ZM140 264H141V262H140ZM193 264V263H192ZM197 264H199V263H197ZM201 264V263H200ZM208 264H210V263H208ZM227 264H228V262H227ZM230 264H231V262H230ZM233 264H237V262H234ZM238 264H241V263H238ZM247 264V263H246ZM253 264V263H252Z\"/></svg>",
	"mask_w": 264,
	"mask_h": 264
},
{
	"label": "snow or ice",
	"instance_id": "obj_3",
	"mask_svg": "<svg viewBox=\"0 0 264 264\" xmlns=\"http://www.w3.org/2000/svg\"><path fill=\"white\" fill-rule=\"evenodd\" d=\"M55 2V0H53V3Z\"/></svg>",
	"mask_w": 264,
	"mask_h": 264
}]
</instances>
